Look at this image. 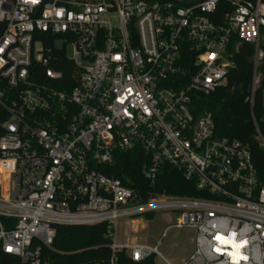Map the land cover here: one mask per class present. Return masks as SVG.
I'll use <instances>...</instances> for the list:
<instances>
[{"label": "built area", "instance_id": "1", "mask_svg": "<svg viewBox=\"0 0 264 264\" xmlns=\"http://www.w3.org/2000/svg\"><path fill=\"white\" fill-rule=\"evenodd\" d=\"M242 43L254 49L252 107L264 0H0V262L65 264L56 229L104 224L108 258L88 264H175L160 240L120 246L113 234L122 219L167 212L175 222L162 238L194 233L179 264H264V183L250 148L191 107L226 85ZM254 140L264 149L258 130ZM135 150L143 198L101 171ZM165 166L201 196L155 192Z\"/></svg>", "mask_w": 264, "mask_h": 264}, {"label": "trees", "instance_id": "2", "mask_svg": "<svg viewBox=\"0 0 264 264\" xmlns=\"http://www.w3.org/2000/svg\"><path fill=\"white\" fill-rule=\"evenodd\" d=\"M253 52L252 45L242 43L235 56V66L228 74L226 85L210 95H193L191 107L193 114L197 117L203 113H209L212 116L216 136L249 146L258 179L264 183V149H261L254 140L257 130L264 137V96L262 92L264 79L261 88L254 95L252 107L245 102L249 96L253 79ZM58 56H63V53ZM56 70H62V67L57 66ZM42 72L40 71L37 75L39 82L45 81ZM260 72L264 78V62L260 67ZM141 158L142 154L139 150L118 153L115 156V165L105 167L101 171L107 177L119 180L124 186L135 189L143 198L145 196L143 191L148 188V185L140 175ZM157 178L153 188L155 192H165L167 195L176 197L201 196L196 191L194 183L186 182L182 174L171 167H163ZM106 229L104 224L78 228L58 227L54 248L60 253L59 259L65 264H88L94 259L106 261L109 254L105 248ZM95 247L96 251L93 250Z\"/></svg>", "mask_w": 264, "mask_h": 264}, {"label": "rangeland", "instance_id": "3", "mask_svg": "<svg viewBox=\"0 0 264 264\" xmlns=\"http://www.w3.org/2000/svg\"><path fill=\"white\" fill-rule=\"evenodd\" d=\"M35 49H40L39 45ZM67 54L71 55L68 48ZM175 222V216L167 212L141 215L118 221L114 227V240L117 245H145L155 247L160 240L159 254L167 261L181 263L195 249L193 246L194 233L186 229L170 228L162 238V233ZM156 264L161 261L156 258Z\"/></svg>", "mask_w": 264, "mask_h": 264}, {"label": "water", "instance_id": "4", "mask_svg": "<svg viewBox=\"0 0 264 264\" xmlns=\"http://www.w3.org/2000/svg\"><path fill=\"white\" fill-rule=\"evenodd\" d=\"M179 1H188V0H179Z\"/></svg>", "mask_w": 264, "mask_h": 264}]
</instances>
